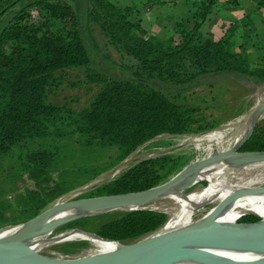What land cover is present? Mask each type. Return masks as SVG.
I'll return each mask as SVG.
<instances>
[{"label": "trees", "instance_id": "1", "mask_svg": "<svg viewBox=\"0 0 264 264\" xmlns=\"http://www.w3.org/2000/svg\"><path fill=\"white\" fill-rule=\"evenodd\" d=\"M139 2L146 5L161 0H135L126 6L114 0H0V170L16 148L29 149L19 170L34 182L33 187L17 192L12 204L1 196L15 188L18 176L15 171L9 175V188L0 189V228L28 221L83 184L70 185L65 173L54 180L59 146L30 149L32 142L54 136L67 138L69 147L72 141L84 149L114 147L117 152L103 166L105 171L161 134L215 127L200 116L198 107L170 97L155 82L184 85L201 75L225 71L264 82V50L261 57L249 53L250 47H264L256 13L236 18L224 34L214 38L202 34L201 27L218 0H193L192 25L187 28L177 20V37L166 38L142 25L136 12ZM257 2L264 5V0ZM93 23L116 50L135 61L124 65L129 76H112L93 66L89 47L90 43L97 45ZM252 38L256 41L249 43ZM82 66L98 84L91 100L81 109L50 101L57 73ZM263 117L241 150H264ZM186 163L183 155L173 153L144 158L79 196L146 190L168 180ZM84 169L90 171V179L100 172L92 167L81 171ZM249 212L264 218V209ZM259 216L246 214L241 219L255 222ZM167 219L164 211L138 208L101 223L95 232L124 242L150 234Z\"/></svg>", "mask_w": 264, "mask_h": 264}, {"label": "rangeland", "instance_id": "2", "mask_svg": "<svg viewBox=\"0 0 264 264\" xmlns=\"http://www.w3.org/2000/svg\"><path fill=\"white\" fill-rule=\"evenodd\" d=\"M93 34L97 41L96 46L92 43L89 44L93 57V66L108 72L112 76H129L130 72L124 65L134 63L135 61L128 55L116 50L95 23H93ZM86 70L87 68L82 66L70 67L59 71L57 73L58 83L54 88L55 90L49 94L48 99L55 103L67 104L75 109L83 108L98 89V84L90 80L86 74ZM154 84L165 91L170 97L198 107L200 116L209 122L215 123V127L196 133L161 134L153 140L142 144L116 167L105 171H102L103 166L117 152L114 147L84 149L73 141L71 142V147H69L70 141L65 137L58 139L50 136L48 138L38 139L34 143H31L32 146H30V149L59 146L60 153L57 158L56 170L53 171L54 180L58 179L60 173H65L67 174L66 179L69 180L68 183L70 185L76 186L83 182L82 185L77 186L78 188L76 187L78 191L65 194L59 199V202H67L80 194L96 188L98 185L115 179L122 171L144 158L156 157L168 153L181 154L187 160L185 164L187 166L195 160H201L207 157L210 154V150L212 153L230 149L246 137L250 129L246 128L245 124L247 125V121L244 118L249 115L252 117L255 108L264 100V82H256L254 79L240 72L225 71L204 74L184 85L166 81H157ZM257 114L256 120L258 119V122H261L260 119L264 116V111ZM242 116L243 118L235 122L238 117ZM207 134L212 136L211 139L199 142V138ZM63 144H65V147H62ZM28 150L16 148L13 154L4 159L1 166L0 189L9 188L8 177L12 172L15 171V176H18L15 188L9 189L1 195L12 204L16 203L17 192L23 191L26 187H33L34 185L30 177L19 170L21 158H23ZM239 150L241 149L239 148ZM89 167L100 170L93 179H90V171L87 169L81 171V169ZM173 176L175 174L170 178ZM210 182L211 179L203 178L179 196L172 195L155 202L149 201L148 204L140 208L164 211L168 216L165 224L150 234L135 240L111 243H116L121 247V244L134 243L147 236L148 238L156 237L174 217V211L172 212L170 210L173 206L172 203L177 198L186 202L187 195L190 191L202 188ZM263 186L260 185L259 187H255V189ZM255 195L257 194L249 192V196ZM218 203V201H213L197 208L188 226H197L210 221L212 214L215 212L212 210ZM52 204L54 203H50L49 206ZM120 207L123 208L112 209L99 214H87L72 220L71 225L65 223L58 226L51 231V235L45 243V246L39 250V253L50 257L77 258L96 253L110 252L108 247L98 246L96 243L98 239L93 234L96 233L95 231L101 223L115 217H120L124 212L131 211L135 208ZM220 211L221 209L215 215L218 216ZM246 214L259 216L254 213ZM243 216L239 217L236 222L242 221L241 218Z\"/></svg>", "mask_w": 264, "mask_h": 264}, {"label": "water", "instance_id": "3", "mask_svg": "<svg viewBox=\"0 0 264 264\" xmlns=\"http://www.w3.org/2000/svg\"><path fill=\"white\" fill-rule=\"evenodd\" d=\"M263 111L264 100L253 112L248 135L237 146V155H243L235 159L237 162L241 160L254 161L264 158V150H239L241 145L255 130L254 127L258 122V119L256 120L257 113ZM222 156H224L223 153H218L213 156L202 158L201 160H195L166 182L142 191L85 197H80L78 195L67 202H59V199L64 196V194L58 197L54 204L28 221L16 225L9 224L0 228V233H2L4 230L14 226L22 225V227L11 237L7 238V240L0 238V264H172L181 258L201 254V250L191 246V244L194 243H219L254 249L264 248V218L262 216L259 221L255 222L239 221L236 223H220L216 222V220H211L207 224L181 228L153 238H148L147 236L142 240L130 244H121V247L114 251L96 253L77 258H59L41 255L40 253L36 254L33 253L29 247H25L16 241L21 236L38 230L56 211L65 207L84 205L88 209H107L121 205L149 202L178 184L188 172L195 171L214 160L220 159ZM75 189L76 188L72 189L68 193ZM256 190L255 188L249 190L242 189L229 195L216 205L214 209L215 213H217L229 200L237 198L247 191ZM76 218L77 217H69L62 219L54 222L52 226L55 229ZM94 234L103 240H112L104 238L96 233ZM113 241L119 242L117 240ZM219 264H264V259L240 261L223 260L219 261Z\"/></svg>", "mask_w": 264, "mask_h": 264}, {"label": "bare ground", "instance_id": "4", "mask_svg": "<svg viewBox=\"0 0 264 264\" xmlns=\"http://www.w3.org/2000/svg\"><path fill=\"white\" fill-rule=\"evenodd\" d=\"M241 118H243V116L238 117L237 120L234 121L237 122ZM251 118L252 117L250 115L244 118V120L247 121V125L245 124L247 129L251 125ZM211 137L212 136L208 134L203 135L199 138V142H202L204 140L207 141L211 139ZM243 139H245V137ZM243 139H241L239 143H241ZM238 144L230 149L219 150L217 152L211 153L210 150V154L208 156H213L218 153H223L224 156L220 157V159L214 160L200 167L195 171H192L190 173L188 172L178 182V184L151 200L155 202L168 196H179L182 192L188 190L189 187H193L201 179H211V182L206 186L190 191L187 195L186 202H183L182 199L177 198L172 203L173 206L170 210L172 212L174 211V217L166 225L165 229L160 232L157 236L181 228H186L192 220V215L194 211L203 204L213 201L220 202L221 200L223 201L226 197L235 192H238L239 190H249L255 187H259L260 185H264V158L254 161L241 160L237 162L235 159L240 156H243L240 154L237 155L236 153L238 151L236 150ZM73 191L76 192L78 191V189L76 188ZM249 192L256 193L257 195L249 196ZM146 204H148V202L121 206L135 207L134 209H136L145 206ZM118 208L123 207L117 206V208L112 207L107 209H88L84 205H73L70 207H65L56 211L50 217V219L45 224H43L38 230L23 235L16 241L24 245L25 247H29L33 253L38 254L40 252L39 250L45 246V243L51 235V231L54 229L52 226L54 222L69 217L78 218L87 214L104 213L112 209ZM214 209L212 211H214ZM260 209H264V186L260 187L256 191H247L246 193L239 195V197L229 200L224 206H222L220 214L218 216L215 215V212L214 214H212V218H210V221L216 220V222L220 223H236L239 217H241L243 214L253 213L249 211H255ZM208 222H206L205 224H207ZM21 227L22 225H17L7 230H4L2 233H0V238L7 240V238L11 237ZM93 236L98 239L96 240V243L100 247H108L109 251H114L120 248V246L116 243H111L116 241L103 240L101 238H98L95 234H93ZM191 246L201 250L202 253L197 256L192 255L181 258L172 264H219V261L223 260L240 261L264 259V248L254 249L241 246L236 247L219 243H194L191 244Z\"/></svg>", "mask_w": 264, "mask_h": 264}, {"label": "crops", "instance_id": "5", "mask_svg": "<svg viewBox=\"0 0 264 264\" xmlns=\"http://www.w3.org/2000/svg\"><path fill=\"white\" fill-rule=\"evenodd\" d=\"M114 1L120 6H126L132 5L135 0ZM225 1L218 0L201 27L202 34L219 37L225 33L233 20L248 13H256L260 31L264 33V5L260 6L257 0H237L232 4H226ZM194 9L193 0H161V2H149L146 5L139 2L136 12L142 25L149 32L166 38H175L178 34L175 30L176 21L180 20L189 28L192 25ZM256 39L252 38L249 43H253L252 41ZM261 50L263 51L264 47H250L249 53L261 57Z\"/></svg>", "mask_w": 264, "mask_h": 264}]
</instances>
